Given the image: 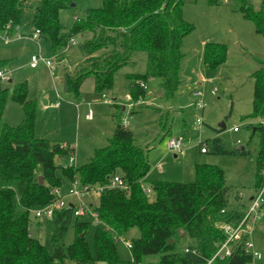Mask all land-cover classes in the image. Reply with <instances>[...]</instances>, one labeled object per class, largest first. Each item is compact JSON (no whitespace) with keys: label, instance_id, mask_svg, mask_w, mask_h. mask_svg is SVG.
I'll return each instance as SVG.
<instances>
[{"label":"trees","instance_id":"1","mask_svg":"<svg viewBox=\"0 0 264 264\" xmlns=\"http://www.w3.org/2000/svg\"><path fill=\"white\" fill-rule=\"evenodd\" d=\"M97 8L85 7L75 17L68 32L59 21V11L71 7L73 0H0V31L8 25L15 32L25 7L30 11L32 32L40 37L52 55L68 48L70 39L84 32L91 35L80 44L82 59L72 69L61 68L62 90L78 98L82 83L91 78L94 91L105 93L112 88L115 73L126 66H134V53L145 52L144 73H129V98L132 103L145 97L140 83L157 80L166 98H173L180 84L183 59V40L193 27L183 18V0H101ZM233 11L253 23L256 33L264 37V0L258 7L246 0H229ZM215 5L217 0H206ZM75 6V5H73ZM226 46L220 42H205L202 61L215 70L226 58ZM58 59V58H57ZM59 62V59H58ZM254 80L252 116L264 118V77L259 69L252 73ZM11 99L22 106L23 118L12 127L2 120L6 89H0V264H137L147 255L160 254L157 264H205L215 253L226 235L217 223H236L241 217L231 207L228 195L231 188L225 183L224 172L215 164L198 163L194 167V181H151L154 199L142 193L150 165L145 151L134 139L133 132L115 116L112 139L94 150L92 158L80 166L58 162L72 155L69 145H61L34 133L36 102L27 96L26 83L17 84ZM133 107V106H132ZM260 132V147L256 154L254 187L261 182L264 167V128L259 123L253 131ZM245 150H227L219 138L213 139L216 155L245 154ZM61 175L78 180L81 187H104L113 176H119L127 189L104 188L97 195L95 209L100 224L93 231L91 253L87 235L92 222L75 216L74 209L55 210L52 220L51 250L29 230V214L56 199L51 187L61 186ZM39 176L43 182L39 184ZM148 187L147 185H143ZM222 210H224L222 212ZM137 227L139 236L131 239V262H123L116 249V241L130 228ZM73 237L65 244L68 230ZM184 236L195 239L188 251H175V244ZM172 240V242H170ZM252 258L238 245L230 256L215 258L211 264H250Z\"/></svg>","mask_w":264,"mask_h":264},{"label":"rangeland","instance_id":"2","mask_svg":"<svg viewBox=\"0 0 264 264\" xmlns=\"http://www.w3.org/2000/svg\"><path fill=\"white\" fill-rule=\"evenodd\" d=\"M258 7L262 0H246ZM101 0H73L71 6L59 11V21L65 32L71 28L75 17L82 15L85 7L97 8ZM229 0H217L210 5L206 0H183V18L193 30L184 38L182 47L183 59L180 67L181 84L173 98L165 97L157 86L158 79L150 81L148 90L150 96H145L133 104L129 96V73H144L146 70L145 52L134 53V66H126L118 70L114 76L111 90L105 93L94 91L93 80L86 79L81 85L80 98L66 94L61 88L58 76L60 70L52 71L39 63L36 68L30 67L32 55L52 56L50 48L39 36L33 40L30 11L27 6L22 14L21 22L5 45V51L0 53V71L8 76L0 81V89H6V99L2 109V120L14 127L23 118L22 106L11 99L13 88L17 84L26 83L27 96L36 102V119L34 133L37 138H47L59 144H69L74 147L72 155L76 165L88 162L94 150L106 146L113 136L115 116L120 115V122L133 132L135 143L145 151L150 170L143 185L149 186L151 181L185 182L194 181V167L198 163L215 164L224 172L225 183L231 188L228 199L230 205L245 199L255 184L256 154L260 147V132L253 129L261 123L264 128V118L252 116V98L254 80L252 73L261 70L264 77V37L256 33L253 23L244 19L239 12L233 11ZM89 32L76 35V44L58 52L57 62L64 67H70L79 61L80 44L90 37ZM202 42H220L225 44L227 55L225 61L215 70L208 69L202 61ZM1 43V42H0ZM1 45V44H0ZM183 81V82H182ZM216 88L215 94L211 90ZM199 89L204 106L193 104L191 91ZM159 93V95L155 93ZM110 101L108 105L103 103ZM60 102L61 106L52 105ZM65 101H72L67 104ZM81 101L78 109L74 103ZM124 107V110L121 109ZM92 110L93 119L85 120L84 114ZM202 123H196V120ZM183 122V123H182ZM223 123L224 128L219 124ZM233 127H237L234 132ZM174 138L181 142L178 153L165 151L167 140ZM219 138L227 150L237 149L242 145L245 154L216 155L213 153V139ZM201 147L207 150L200 152ZM174 154L176 157H174ZM69 165V155L58 160ZM160 162L161 166L156 164ZM161 169V170H160ZM163 173H161V172ZM62 178L59 186L65 201L78 205L76 197L67 195L71 182ZM43 182V178H42ZM58 188L53 186L51 189ZM154 194L148 195L152 201ZM85 204L97 205L98 196L94 194L81 198ZM260 219L255 223L251 233L254 248L260 254L259 259H253L251 264H264V204L260 211ZM92 228L87 235V243L92 254L93 231L97 224L89 217ZM52 220L47 217H36L34 209L29 214V230L48 251L51 250ZM139 236L137 227L130 228L116 241V249L123 262H131V254L125 242ZM73 231L70 228L65 237V244L72 241ZM195 239L181 236L175 244V251L183 253L185 248L193 246ZM160 254L142 257L137 264H157ZM68 264V263H66ZM94 264H107L96 261Z\"/></svg>","mask_w":264,"mask_h":264},{"label":"built area","instance_id":"3","mask_svg":"<svg viewBox=\"0 0 264 264\" xmlns=\"http://www.w3.org/2000/svg\"><path fill=\"white\" fill-rule=\"evenodd\" d=\"M17 27H15V30ZM13 34H10L8 31V25L3 31H0V40L7 43L10 40V37ZM40 36L39 30L33 31L32 34H30V38L33 40L38 39ZM70 44H76V41L74 38L70 39ZM39 63L44 64L48 69L54 70L58 66L57 58L55 56H42L39 54L32 55L30 59V67L35 68ZM8 79V76L4 74L2 71H0V81H5ZM140 86L143 89H146V84L140 83ZM216 88H213L211 90V94H215ZM191 95L193 98V104L197 105L198 107L202 108L204 106L203 100H202V94L199 91V89H195L191 91ZM105 95L102 94V98H104ZM130 99V98H129ZM110 101H107L104 99V103H109ZM111 103V102H110ZM133 106V103H132ZM92 112L91 110L87 113V118H91ZM196 123L200 124L202 123V120L198 119L196 120ZM234 132L237 131V127H233L232 129ZM165 149L170 152L178 153L181 151V142L178 139L171 138L166 141L165 143ZM207 150L204 147H201L200 152L204 153ZM70 166H76V160L73 155L69 156V163ZM260 177L261 182L260 184L254 188L253 194L249 198V201L247 205L244 207V209L240 212L241 217L238 222L236 223H229L226 221L218 222L216 225L217 227L226 235V238L224 241L220 242L215 253L213 256L205 263V264H211V262L215 259H223L227 256H230L232 254V251L234 248L238 245H242V248L244 250V253L251 256L253 259H259L260 254L257 250H255L253 242L251 241V233L253 231L255 223L260 219V211L262 208V205L264 204V167L260 171ZM104 188H120V189H127L126 183L119 177V176H113L109 179L108 183L104 187H81L78 180L71 181V185L68 188L67 195L74 196L78 199L79 204L74 205L71 202L65 201V196H63L60 193V188H54L52 189V193L56 195V199L47 205L38 207L34 209V215L36 217H47L50 218L53 216V213L55 210L61 209L63 207H69L71 204L74 209V215L75 216H89L94 221L95 224H100V221L98 219V215L93 209L92 204H85L82 202L81 198L83 196H88L90 194L98 195L102 189ZM142 193L148 197L149 194H151L153 191L152 189L148 187L142 186ZM232 207V206H231ZM239 210V209H238ZM224 210H222L223 212ZM127 248H130V242H125ZM192 251L194 252V249H184V253ZM139 264V263H138ZM251 264V263H250Z\"/></svg>","mask_w":264,"mask_h":264},{"label":"crops","instance_id":"4","mask_svg":"<svg viewBox=\"0 0 264 264\" xmlns=\"http://www.w3.org/2000/svg\"><path fill=\"white\" fill-rule=\"evenodd\" d=\"M0 53H3L6 49H5V45H6V43L5 42H3V41H1L0 40ZM183 43H184V40H183ZM202 44L204 45V42H202ZM183 47V46H182ZM60 53V52H59ZM57 55H59L58 57H60V58H62L61 56H60V54H57ZM82 59V54H80V58H79V61H77V62H75L72 66H70L69 68L68 67H66L65 65H64V68L66 67L67 69H72L78 62H80V60ZM32 68V67H31ZM36 68V67H35ZM34 69V68H33ZM122 69V68H121ZM58 71V70H61V68H59V69H54V70H51V72L52 71ZM116 74V73H115ZM115 76V75H114ZM60 77H61V71H60V74H59V76H58V79H59V81H60ZM180 79H181V77H180ZM130 81V80H129ZM152 81V80H151ZM183 82V81H182ZM83 84V83H82ZM150 84V81L148 82V83H146V94H145V96H150V98H151V94H152V90H148V85ZM129 85H130V82H129ZM62 88V87H61ZM80 92H81V88H80ZM67 94V93H66ZM156 95L158 94L159 95V93H158V91H157V93H155ZM162 94H164V93H162ZM69 96H71L70 94H68ZM80 98V96L78 97V99ZM74 99V98H73ZM81 99V98H80ZM103 99H105V97L103 98ZM129 99V96H127L126 97V100H128ZM65 103H67V104H72V101H65ZM103 103H104V101H103ZM81 104H86L87 105V107L89 106V103H87V102H85L84 103V101H81V103H79V104H76V103H74V106H75V108L76 109H78L79 108V106L81 105ZM106 104H108V105H110L111 103L109 102V103H106ZM73 105V104H72ZM54 108H58V107H60L61 106V104H60V102H56V103H54L53 105H52ZM121 109L122 110H124V107H121ZM91 109H88V111L84 114V118H85V120H88V121H91L92 119H93V113H92V115H91V118H87L86 116H87V113L90 111ZM91 112H92V110H91ZM183 123V122H182ZM114 125H115V123H114ZM254 130V129H253ZM113 131H114V126H113ZM62 145H69V144H62ZM72 149H73V151H74V147L72 146V145H69ZM164 150L165 151H167L166 149H165V145H164ZM207 153V151L206 152H204V153H202V154H206ZM174 157H176V155L174 154ZM157 166H161V163L160 162H158L157 164H156ZM161 170V169H160ZM161 172V171H160ZM161 173H163V172H161ZM147 177V176H146ZM146 177H145V179H146ZM254 186H253V189H252V191L254 190ZM253 193L251 192V193H249L247 196H246V198L244 199L243 198V195H240V194H238V196H237V199H241L237 204H236V206L235 205H231L232 207H234V208H237V209H239V210H243L244 209V207L247 205V203H248V201H249V198L251 197V195H252ZM256 250V249H255Z\"/></svg>","mask_w":264,"mask_h":264},{"label":"water","instance_id":"5","mask_svg":"<svg viewBox=\"0 0 264 264\" xmlns=\"http://www.w3.org/2000/svg\"><path fill=\"white\" fill-rule=\"evenodd\" d=\"M71 6H73V4H71ZM219 127L220 128H224V124L223 123H220L219 124ZM237 149L239 151H243L244 150V148H243L242 145H239ZM41 183H42V176H39V184H41ZM69 207H71V204L69 205ZM184 235H185V233L182 231L181 236L183 237ZM170 242H172V240H170Z\"/></svg>","mask_w":264,"mask_h":264}]
</instances>
